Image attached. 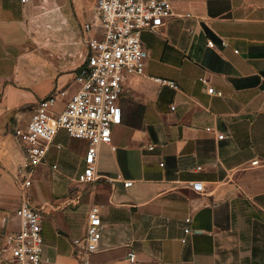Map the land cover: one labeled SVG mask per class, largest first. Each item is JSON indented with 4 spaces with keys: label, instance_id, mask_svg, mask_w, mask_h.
<instances>
[{
    "label": "crops",
    "instance_id": "crops-1",
    "mask_svg": "<svg viewBox=\"0 0 264 264\" xmlns=\"http://www.w3.org/2000/svg\"><path fill=\"white\" fill-rule=\"evenodd\" d=\"M45 1L62 8H53L50 30L42 29L51 43L30 33L38 0H0V249L26 199L42 217L43 264H75L72 241L84 233L88 207L60 208L78 169L71 180L52 163L55 192L31 202L34 181L22 191L13 131L40 100L64 90L60 111L76 91L86 55L80 28L94 2ZM168 1L175 17L142 33L145 72L123 81L122 123L99 149L90 200L100 207L103 231L89 262L130 264L133 252L135 264H264V0ZM193 181L206 193L193 192ZM185 226L193 234L184 235Z\"/></svg>",
    "mask_w": 264,
    "mask_h": 264
},
{
    "label": "built area",
    "instance_id": "built-area-1",
    "mask_svg": "<svg viewBox=\"0 0 264 264\" xmlns=\"http://www.w3.org/2000/svg\"><path fill=\"white\" fill-rule=\"evenodd\" d=\"M27 1L21 0L22 3ZM173 17L175 15L168 0L94 1L92 19L80 28L81 33L87 35L82 39L86 55L74 78L76 91L60 111L56 110V103L58 97L65 96L64 90L40 100L27 124L13 131L23 159L17 170L22 191L31 185L32 174L45 164L51 148L63 149V144L56 142L60 134L68 140L83 143L81 166L74 179L76 184L90 186L99 179L96 172L99 149L111 145L112 131L122 123L119 105L122 83L127 77L142 76L145 72L148 52L142 44L141 35L145 31H156ZM221 45L226 46L224 42ZM207 47L213 49L215 45L208 42ZM159 82L175 88L171 82ZM206 92L215 94L211 87ZM212 130L206 128L207 132ZM224 138L222 134L216 135L219 141ZM256 164V160L251 163ZM51 167L57 169L55 164ZM131 185L132 181H123L124 188ZM191 190L202 195L206 193V186L201 181H193ZM14 218L17 228L2 236L4 243L0 249V264L49 263L44 256L40 212L30 207L25 199L15 209ZM190 221V218L185 219L186 224ZM102 231L100 207L90 203L84 233L72 241L71 255L75 264H90L89 257L98 251ZM183 233L190 235L193 231L185 226ZM185 241L181 239L182 243ZM126 256L130 264H135L133 252H128Z\"/></svg>",
    "mask_w": 264,
    "mask_h": 264
},
{
    "label": "rangeland",
    "instance_id": "rangeland-1",
    "mask_svg": "<svg viewBox=\"0 0 264 264\" xmlns=\"http://www.w3.org/2000/svg\"><path fill=\"white\" fill-rule=\"evenodd\" d=\"M94 2V0H92ZM55 10H62L59 7H53ZM48 3L45 0H38L37 9L39 10V14L37 17L32 18L30 24V33L33 37L38 38L39 40L43 37L46 43H51L52 41V33H49L47 30L43 33V26L46 29L48 23L53 14L52 10ZM81 24V26H83ZM49 27V26H48ZM43 33V34H42ZM43 35V36H42ZM56 142H60L63 144V149L58 151L54 147L51 148L48 156L46 157V162L42 166H39L34 173L32 174L33 185L28 189L30 197H32L31 202L40 204L45 200H48L51 193L55 192V187L50 184V180L57 176V173L51 172L52 167L51 164L55 163L58 165L59 172H63L69 175L70 179L74 178L75 172L80 170V159L83 155V143L81 141L76 140H68L63 134H60ZM79 166V168H78ZM94 194V185L83 186L79 184H74V187L71 189L70 193L65 196L66 199L65 205L60 209H70L77 210L82 204H86L87 207L91 203V197ZM90 200V203L88 202ZM49 223H47V227H49Z\"/></svg>",
    "mask_w": 264,
    "mask_h": 264
},
{
    "label": "water",
    "instance_id": "water-1",
    "mask_svg": "<svg viewBox=\"0 0 264 264\" xmlns=\"http://www.w3.org/2000/svg\"><path fill=\"white\" fill-rule=\"evenodd\" d=\"M197 233H200V231H198Z\"/></svg>",
    "mask_w": 264,
    "mask_h": 264
}]
</instances>
